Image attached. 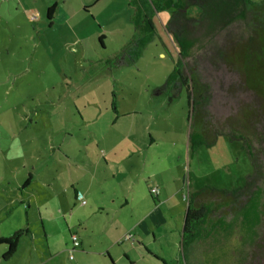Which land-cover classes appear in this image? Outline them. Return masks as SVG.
<instances>
[{"label": "rangeland", "instance_id": "1", "mask_svg": "<svg viewBox=\"0 0 264 264\" xmlns=\"http://www.w3.org/2000/svg\"><path fill=\"white\" fill-rule=\"evenodd\" d=\"M65 1L64 6L61 3L58 6L59 26L51 31L43 27L46 22L42 15L43 8L38 7L41 14L37 22L26 23V18L23 20L17 12H5L6 8H16L14 1L9 2L8 6V0V5L2 4L0 0V144L3 150L4 144L13 141L12 150L7 151L8 156L13 158V175H17L15 182L11 181L13 184L22 182L19 175L21 170L16 162L37 158L33 174L40 180L45 178L46 182L56 181L57 186L51 188L54 192L58 189H70L67 184L72 181L73 158H83L82 147L90 142L88 133L84 131L90 129L93 140H97V132L107 135L106 128L110 124L107 121L113 116L112 106L120 111L131 110L135 105L142 108L144 102L133 101L132 97H138V92H157L156 89L166 86L165 81L178 59L176 46L164 29L169 10L150 11L154 32H158L160 38L152 39L150 45L142 49L137 57L141 44H135L138 38L142 40L144 37V23L141 22L139 27L130 22L129 17L140 6H132L130 0ZM250 1L258 3L262 0ZM83 4L88 13L80 10ZM189 14L193 16L195 9H190ZM69 16L72 17L70 22L66 19ZM72 26L73 35L80 41L77 46L72 41V31L68 30ZM31 27L38 28L40 35H32ZM102 32L105 34L103 49L97 39ZM133 35L136 38L132 39ZM161 40H164L169 54L161 45ZM71 44L75 46L74 51L70 48ZM160 54L165 55L164 59ZM132 59L136 62L127 64ZM199 73L202 81L209 86L206 109L208 121L221 131H226L223 124L233 115L236 107L233 96H239V93L230 96L231 91H236V80L223 71L213 72L202 69V66L199 67ZM168 88H173V85L169 84ZM180 95L181 99L170 107L172 122H169L170 118L166 119L172 129L165 135L164 141L170 146L167 144L169 147L155 149L156 155L160 156L165 152L172 168L180 169L185 185L188 184L189 195L204 187L226 191L241 187L252 172L242 143L230 140L226 134L218 135L216 142L210 146L190 142L185 87H182ZM142 109L148 110L149 107L144 105ZM143 113V117L147 116L146 112ZM128 118L121 119L118 124H130ZM116 135L109 134L111 141L117 139ZM170 150L173 154H169ZM4 156L6 152H1L0 159ZM177 156L180 157L179 161L176 160ZM42 162L44 165L40 167ZM2 166L0 162V175L3 174ZM37 183L40 186L41 182ZM33 187L32 193H37L39 189ZM138 189L139 185L136 184L134 192ZM61 194L62 202L67 201L68 197ZM183 194L188 196L185 187ZM30 199L32 203L42 201L39 197ZM58 200L53 196L48 199V205L57 203ZM70 200L69 197V202ZM186 204L184 202L183 206ZM33 210L32 208V212ZM35 214L32 213L31 227L36 223ZM120 216L126 221L128 214L124 211ZM182 221L183 218L179 222L180 229ZM225 222L229 224L226 231H222L219 225H212L209 229L208 223L202 224L199 227L195 254L190 249L186 250L180 264H227L239 259L241 251L247 249L242 244L244 239H248L244 231V219L239 215L228 217ZM58 244L60 241H55L53 246ZM141 256L145 257L139 264H160L143 253Z\"/></svg>", "mask_w": 264, "mask_h": 264}, {"label": "crops", "instance_id": "2", "mask_svg": "<svg viewBox=\"0 0 264 264\" xmlns=\"http://www.w3.org/2000/svg\"><path fill=\"white\" fill-rule=\"evenodd\" d=\"M12 1L16 8H6L7 14L15 11L23 20L26 18L25 22H37L41 14L38 7L43 8L42 15L46 20L43 27L51 31L59 26V3L62 6L66 4L65 0H8V3ZM1 3L8 5L7 0H1ZM52 5L55 9L48 21L46 11ZM80 10L88 13L84 4ZM66 19L72 21L70 16ZM129 21L132 22L131 17ZM138 26H141V20ZM65 28L67 30V26ZM68 30L72 31L75 46L80 44L79 38L73 35V26ZM31 31L32 35H40L38 28L31 27ZM158 37V32H155L153 39ZM99 38L102 44L98 41L99 46L103 49L104 32L98 35ZM134 38L136 36L133 35ZM160 43L165 49L164 40ZM75 46L70 45L72 51ZM165 50L170 53L167 48ZM160 55L164 59L165 55ZM135 62L128 61L127 64ZM172 85L171 89L164 86L161 90L156 89L157 92H138V97H132L133 101H143L148 110L142 109L144 105L142 108L135 105L131 110H111L113 116L107 121L110 122L105 132L107 135L97 132L98 138L93 140L90 129L84 131L88 133L90 142L82 147L83 158H73L72 181L67 184L70 189L54 192L51 188L57 186L56 181L51 183L36 177L33 170L38 163L37 158L16 162L21 170L22 182L13 184L11 181L15 182L17 175H13V158L7 152L12 150L13 141L4 144L3 150L0 144V153L6 152V156L0 159L3 164V174L0 175V238L24 232L14 254L7 259L3 258L7 246L0 244V264H139L145 257L141 256L142 253L160 264H180L182 229L179 222L186 208L183 203L187 202L183 199V188L189 196L188 184L185 185L180 169H173L172 164L167 162L165 152L158 156L154 151L170 146L164 141L165 135L172 129L166 119L170 118L169 122H172L170 107L181 99L182 90L177 82ZM143 112L147 116L143 117ZM123 118H128L130 124L119 125ZM110 133L117 134L115 141H111ZM169 154L173 152L170 150ZM177 159L179 161L180 157L177 156ZM43 165L42 162L40 167ZM37 181L41 182L40 186ZM136 184L139 189L134 192ZM33 186L39 189L37 193H32ZM150 189H156L157 194H151ZM61 193L68 197L67 201L62 202ZM53 196L59 199L58 202L48 205V199ZM30 197H39L42 201L32 203ZM32 208L36 213V223L31 227ZM124 211L128 214L126 221L120 216ZM175 232H178L177 236ZM73 235L79 243L76 248L71 242ZM55 241H60V244L54 247Z\"/></svg>", "mask_w": 264, "mask_h": 264}, {"label": "trees", "instance_id": "3", "mask_svg": "<svg viewBox=\"0 0 264 264\" xmlns=\"http://www.w3.org/2000/svg\"><path fill=\"white\" fill-rule=\"evenodd\" d=\"M130 1L141 7L131 16L132 22L144 23V37L135 44H141L137 57L155 33L150 11H170L164 29L176 46L178 59L165 84L177 82L186 88L189 141L210 146L218 135L226 134L230 140L242 143L252 167L244 184L235 190L204 187L187 197L181 230L182 258L188 249L195 254L202 224L208 223L209 229L219 225L226 231L229 224L225 219L241 215L248 236L242 244L247 249L241 251L239 259L227 264H264V0ZM54 9V5L47 9L48 21ZM190 9H195L193 16ZM98 41L102 45L101 38ZM200 66L223 71L236 80V91H231L230 96H239H233L236 107L223 124L226 131L208 121L209 86L201 79ZM23 233L0 238V244L7 246L4 259L14 254Z\"/></svg>", "mask_w": 264, "mask_h": 264}, {"label": "built area", "instance_id": "4", "mask_svg": "<svg viewBox=\"0 0 264 264\" xmlns=\"http://www.w3.org/2000/svg\"><path fill=\"white\" fill-rule=\"evenodd\" d=\"M150 193L151 194H157V190L156 189H150ZM183 199L184 200H186L187 201V195H183ZM83 203V202H82ZM71 242H72V246H73V248H76L78 245H79V243H78V240H77V237L76 236H71ZM70 259L72 258V256L70 255V257H69Z\"/></svg>", "mask_w": 264, "mask_h": 264}]
</instances>
